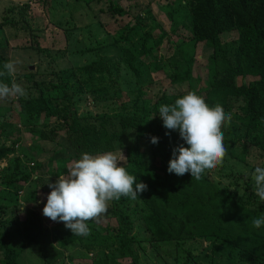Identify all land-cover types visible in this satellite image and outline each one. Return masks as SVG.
Here are the masks:
<instances>
[{
	"label": "trees",
	"instance_id": "obj_1",
	"mask_svg": "<svg viewBox=\"0 0 264 264\" xmlns=\"http://www.w3.org/2000/svg\"><path fill=\"white\" fill-rule=\"evenodd\" d=\"M165 5L161 9L167 20H180V25L190 35L185 40L180 35L176 37L177 40L170 44L171 55L162 64L158 48L164 39L171 41L170 33L151 14L145 13L148 21L136 15L132 25L121 29L119 44V47L128 46L124 52H132L126 66L137 80L136 84L144 87L143 78L153 69L154 74L163 73L171 86L195 79L197 87L193 92L203 96L209 106L219 103L226 113L232 107L230 99L235 98L246 114L240 122L231 119L230 124L222 126L227 148L225 158L240 162L232 149L242 136L251 135L264 149V0H174ZM117 12L120 17L127 14L121 8ZM22 15L24 17V13ZM73 15L71 13L68 20L74 32L77 25L72 22ZM25 22L24 19L19 22L21 28L18 30L35 40L37 30L26 29ZM232 32L231 41L221 40V36ZM104 45L105 41L97 42L94 51ZM0 46L8 47L7 41H0ZM37 50L55 63L57 55L50 56L45 49ZM198 50H210L204 59L205 89L199 87L202 78L192 73ZM89 62L84 66L91 77L106 75L111 79L113 71L117 70L100 58ZM71 80V76L62 74L48 85L39 83L26 88V97H16L18 121L6 118L0 107V163L5 161L0 186L8 192L3 191L5 198L0 194V264H71L75 258L67 257L66 251L75 246L92 253L89 264H122L126 259L130 264H139V249L144 252L147 247L162 261L153 264H162L165 258L161 253L165 254L164 249L171 244L182 248V255L171 256L174 264L179 261L199 264L202 259L213 263V256L205 258L204 249L197 251L186 246L195 240L207 242L211 247L217 243L223 245L232 264L235 258L248 264H264V226L252 227L253 218L264 214V202L259 203V197L230 194L217 187L209 178L213 169L207 170L199 181H192L190 173L170 174L167 168L172 150L184 142L178 131L166 129L163 122L157 124L149 120L158 115V111L152 114L150 101L144 98L145 89H137L135 99L120 106L116 103L119 101L117 93L95 89V84L89 87L87 80L75 89ZM86 95L101 111L78 117L72 111L77 112L80 105L87 103L89 98H83ZM182 96H174L167 103H174ZM19 122L35 140L33 146L22 151ZM239 125L240 130H236ZM15 134L18 137H14ZM152 136L159 138L158 144L151 143ZM48 149L53 152L46 164L55 163L56 167L47 173L53 177L66 176L71 163L82 153L97 155L118 151L127 158L120 165L137 177V183L143 182L148 188L139 193L136 200L122 197L112 201L106 217L115 225L102 226L94 220L89 221L91 234L87 237L73 236L63 222H54L53 228L47 227L46 223L51 220L43 219L38 211L28 210L23 221L15 213L7 218L4 214L7 206L2 203L12 202L7 194L14 195L17 202L21 192L20 202L39 209L41 196L50 193L49 186L43 183L48 180L37 174L44 173L43 166L35 163L41 154L48 155ZM28 161L32 162L31 168L26 164ZM94 249L105 251L93 253ZM79 256L84 260V255Z\"/></svg>",
	"mask_w": 264,
	"mask_h": 264
},
{
	"label": "rangeland",
	"instance_id": "obj_2",
	"mask_svg": "<svg viewBox=\"0 0 264 264\" xmlns=\"http://www.w3.org/2000/svg\"><path fill=\"white\" fill-rule=\"evenodd\" d=\"M172 2L174 0H0V41L6 40L8 44L6 48L0 46V68L7 61H18L16 65L17 72L14 77L3 78L4 82L11 83L14 79L23 88L29 89L32 85L39 83L48 85L52 80L60 78L62 74H68L72 78L71 82L74 84L75 89L82 87L87 80L89 87L91 84H95L93 87L95 89H108L117 93L119 101L116 103H120V106L131 103L136 97L137 89L143 88L146 91L144 98L150 101L149 107L153 114L154 110L158 111V107L161 104H166L174 96L185 95L190 91L193 92L197 87V82L193 79V81L188 83L171 86L168 85L169 81L163 73L154 74L152 69L143 78L145 82L144 87L139 86L136 84L137 80L126 66L127 63L129 64L132 52H124L128 47L125 44L119 47L121 42L120 32L125 25H132L134 23V17L136 15L140 14L142 18H145V13L151 14L171 36V41L167 38L164 39L158 48V55H161L163 59L162 64H164L166 57L172 53L170 44L177 40L176 37L180 35L185 40L186 36L190 35L189 31L180 25V20L174 19L170 22L167 20L165 12L161 8H165V4H171ZM118 8H121L127 14L120 17L117 12ZM22 13H24V17ZM71 13L74 14V20L72 22L77 25V29L74 32L72 30V24L68 20ZM8 15L12 16V18L11 16L8 17L9 20H7ZM22 19L26 21L24 23L26 29L37 30L35 31L37 34L35 40H30L26 34L18 30V28H21L19 22ZM145 20L148 21L149 18L147 19L146 17ZM89 21L93 22L88 26ZM233 33L221 36V40L223 42L231 41L230 37ZM155 34L156 32L152 34L154 36L153 38L156 37ZM104 41L105 45L99 51H94L97 42L102 43ZM37 48L49 51L50 56L57 55L55 63L51 62L48 56L38 51ZM209 53L210 50H198L195 53V60H193L192 73L193 76L199 75L202 78V82L199 83L201 89L206 88L204 81L207 80V70L204 59H206ZM85 54L91 55L86 56ZM94 58L108 61L110 65L117 67V70L113 71L111 79L106 75L104 77L99 75L91 77L88 71L89 69H86L84 64L90 63L89 60ZM29 66H32L33 69L29 70ZM83 98H89L87 103H83L79 106L77 112L72 111V113H77V116L80 117L88 113L92 115L98 114L97 112L101 111V108H95L92 105L90 96L86 95ZM230 104L232 107L228 113H231V119L234 122H240L241 119L245 118L244 115L246 114L243 105L237 102L235 98L230 99ZM0 107L4 109L2 113L6 118L10 121H18L17 111L19 107L16 102V97L0 100ZM150 121L157 122V124L163 122L159 114L154 116ZM17 128L21 130L19 135L22 140L19 144V146H22L21 151L33 146L35 143L34 138L25 132L20 122ZM240 128L239 125L236 130H240ZM14 137H18V134H15ZM255 141V138L250 135L246 137L242 136L239 141L234 143L232 152L239 157L240 162L225 158L222 165L213 169V172L209 174V178L217 187L226 190L230 194L254 195L252 191L251 172L254 171L256 166H261L264 157L262 143ZM243 149H246L247 152L243 151ZM46 151H48V155L44 156V154H41L35 163L43 166L44 173L37 174L45 180H48V182L43 181L48 186L49 183H55L58 178L47 173L48 170L53 171L56 165L55 163L51 166L46 164L50 154L53 152L50 149ZM113 153L117 155L121 154L118 151H113ZM17 156L18 158H22L21 155ZM22 160H25V158H22ZM26 164L31 168L32 162L28 161ZM4 166L5 161H2L0 163V174H2V167ZM6 190V188L0 186V194L4 198V192ZM41 194L44 193L41 192ZM47 195L41 196L38 205L39 209H37L35 205L20 202V197L23 196V193L20 192L18 194L17 202L15 201L16 197L14 195L7 194V196L12 198V202H8L7 200L2 202L3 205L7 206L4 214L8 218L15 213L23 221L26 218L28 210H33L35 212L38 211L37 213L39 215L41 214V217L46 220L47 218L42 214V206L47 201ZM106 216L107 214L94 221L102 226H105L107 223L115 225ZM54 225L55 223L53 221L46 223V226L49 228H53ZM209 245L207 242L195 240L187 243L186 246H190V248L197 251H200L202 248L204 249L206 259H208L206 255H211V257L213 256V260H215L212 263L206 259V261L202 259L201 262L199 261V264H232V260L226 257L227 249L223 245L219 243L213 245L217 248ZM164 250L166 253H161V255L165 258L164 262L168 261V264H174L171 256L182 255V248H175L172 244ZM104 251V249H94L92 252L102 254ZM139 254V264L162 262L157 255L152 253L149 247L144 252L139 249ZM204 254L202 251L201 255L203 257ZM79 255H84V260L79 259ZM66 256L75 258L71 264H89L88 260L90 261L89 258L92 256V253H86L81 247L75 246L69 251H66ZM121 262L122 264H130L128 259ZM179 264H182V261H179ZM234 264L248 263L235 258Z\"/></svg>",
	"mask_w": 264,
	"mask_h": 264
},
{
	"label": "clouds",
	"instance_id": "obj_3",
	"mask_svg": "<svg viewBox=\"0 0 264 264\" xmlns=\"http://www.w3.org/2000/svg\"><path fill=\"white\" fill-rule=\"evenodd\" d=\"M17 63L10 60L0 68V100L27 95L26 89L14 79L11 83L3 79L14 77ZM158 114L163 126L178 131L184 142L172 150L167 168L170 174L183 176L190 173L192 181H199L207 170L222 165L227 153L222 126L230 124L232 118L222 105L209 106L203 96L190 91L174 103L161 104ZM158 142V137H151L152 144ZM126 159L122 152L120 155L110 151L97 155L82 153L69 166L67 176H60L55 183L48 184L51 191L42 214L53 222H63L73 236H89L88 222L107 214L112 201L122 197L136 200L138 194L148 188L143 182L137 183V177L120 165ZM251 179L253 193L259 197V203L264 202V166H256ZM262 226L264 214L252 220L253 228Z\"/></svg>",
	"mask_w": 264,
	"mask_h": 264
},
{
	"label": "water",
	"instance_id": "obj_4",
	"mask_svg": "<svg viewBox=\"0 0 264 264\" xmlns=\"http://www.w3.org/2000/svg\"><path fill=\"white\" fill-rule=\"evenodd\" d=\"M33 69V67L32 66H29V70H32Z\"/></svg>",
	"mask_w": 264,
	"mask_h": 264
}]
</instances>
